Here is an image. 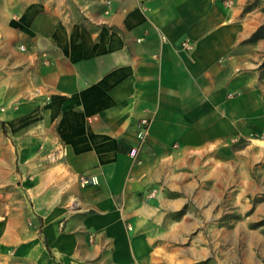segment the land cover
Here are the masks:
<instances>
[{"label": "crops", "instance_id": "obj_1", "mask_svg": "<svg viewBox=\"0 0 264 264\" xmlns=\"http://www.w3.org/2000/svg\"><path fill=\"white\" fill-rule=\"evenodd\" d=\"M252 2L0 0V264L216 263L225 198L264 193Z\"/></svg>", "mask_w": 264, "mask_h": 264}, {"label": "rangeland", "instance_id": "obj_2", "mask_svg": "<svg viewBox=\"0 0 264 264\" xmlns=\"http://www.w3.org/2000/svg\"><path fill=\"white\" fill-rule=\"evenodd\" d=\"M234 196L225 198V213L216 221L215 264H264V193Z\"/></svg>", "mask_w": 264, "mask_h": 264}, {"label": "built area", "instance_id": "obj_3", "mask_svg": "<svg viewBox=\"0 0 264 264\" xmlns=\"http://www.w3.org/2000/svg\"><path fill=\"white\" fill-rule=\"evenodd\" d=\"M182 49H185L187 51L191 50V46L186 43L183 42L181 44ZM20 50H24L23 46H20ZM148 130H149V122L146 119H140L139 121V129L138 132L136 134V143L129 149L128 151V155L132 158H136L138 151L140 150V148L144 145L145 141H146V136L148 134ZM80 185L82 186H88V185H92L94 184L95 181V177L94 176H89V175H80L78 178ZM156 193V189H152L148 194H147V198L148 197H153Z\"/></svg>", "mask_w": 264, "mask_h": 264}, {"label": "trees", "instance_id": "obj_4", "mask_svg": "<svg viewBox=\"0 0 264 264\" xmlns=\"http://www.w3.org/2000/svg\"><path fill=\"white\" fill-rule=\"evenodd\" d=\"M263 32H264V27L258 29V31H257V32L255 33V35H254V38H255L258 34H261V33H263ZM44 243L46 244L45 241H44ZM46 248H47L48 253L50 254V251H49V248L47 247V244H46ZM50 255H51V254H50Z\"/></svg>", "mask_w": 264, "mask_h": 264}]
</instances>
